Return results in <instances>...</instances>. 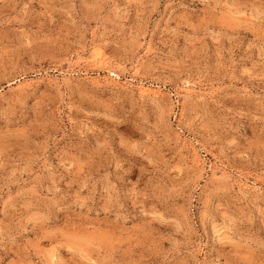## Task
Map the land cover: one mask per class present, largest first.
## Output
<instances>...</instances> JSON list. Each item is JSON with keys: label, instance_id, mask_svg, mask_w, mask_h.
Masks as SVG:
<instances>
[{"label": "rangeland", "instance_id": "374dc122", "mask_svg": "<svg viewBox=\"0 0 264 264\" xmlns=\"http://www.w3.org/2000/svg\"><path fill=\"white\" fill-rule=\"evenodd\" d=\"M0 264H264V0H0Z\"/></svg>", "mask_w": 264, "mask_h": 264}]
</instances>
